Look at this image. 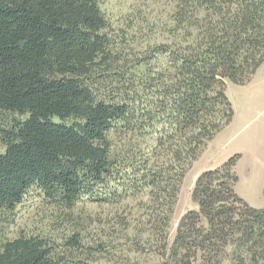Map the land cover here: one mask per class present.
<instances>
[{"label": "trees", "instance_id": "1", "mask_svg": "<svg viewBox=\"0 0 264 264\" xmlns=\"http://www.w3.org/2000/svg\"><path fill=\"white\" fill-rule=\"evenodd\" d=\"M173 3L172 40L118 64L99 0H0V111L25 115L1 130L0 206L31 187L65 207L146 187L147 264H264V207L235 191L237 154L197 175L195 208L168 229L188 165L232 119L225 82L264 61V0ZM110 131L126 136L114 153ZM0 264L68 263L20 236Z\"/></svg>", "mask_w": 264, "mask_h": 264}, {"label": "rangeland", "instance_id": "2", "mask_svg": "<svg viewBox=\"0 0 264 264\" xmlns=\"http://www.w3.org/2000/svg\"><path fill=\"white\" fill-rule=\"evenodd\" d=\"M99 7L107 20L106 33L112 41L111 55L120 57L118 64L126 60L134 62L144 48L169 42L177 33L173 0H99ZM224 90L233 108L232 119L215 133L199 156L188 165L171 215L170 235L174 234L183 213L195 208L191 190L197 175L235 154L239 155L236 161L240 160L243 148L249 143L243 135L247 130L248 133L251 131V112L258 113L254 125L264 120V61L244 84L226 81ZM247 102L250 107L245 106ZM24 117L0 111V136L2 129L10 128L16 119ZM262 131L263 137L257 141L253 139V142L264 149V129ZM236 132L242 134L244 147L229 155V146L232 145L229 141ZM107 137L113 153L126 138L115 131H110ZM4 147L0 139V152ZM115 184L113 192L120 187V183ZM261 184L263 187L257 194L248 189L241 192V197L249 202L263 199L264 173L257 180V185ZM109 198L110 201L98 203L83 196L73 206L65 207L46 199L37 187H31L14 208L0 206V244L20 236L36 237L44 241L55 258H62L68 264H122L128 257L132 261L142 258L145 262L139 263L147 264L148 252H135L137 240L134 234L135 227H138L146 229L140 234L142 241L148 235V218L140 206L146 200V187L122 197ZM140 245L137 244V248Z\"/></svg>", "mask_w": 264, "mask_h": 264}, {"label": "crops", "instance_id": "3", "mask_svg": "<svg viewBox=\"0 0 264 264\" xmlns=\"http://www.w3.org/2000/svg\"><path fill=\"white\" fill-rule=\"evenodd\" d=\"M245 106L250 107V104L247 102V105L245 104ZM251 116L252 118H250V120L253 122L250 126L251 131L248 133L247 130L245 135H243V137H246V140L249 142L248 145L244 147L242 143V134H238L237 132L234 134V138L229 141V144H232L229 146V155L232 153L235 154L238 149L241 150L244 147V151H240L242 154L241 159L236 161L234 165V170L238 176V180L235 185V191L240 196H242V191H247L248 189L255 190L254 193L257 194V192L263 187L262 184L257 185V180L258 177L260 178L261 174L264 173V154L261 155V151H264V149L259 148L258 144H254L253 139L254 141H257L263 137L262 130L264 129V120L261 121L259 119L260 122L254 125V122L257 120L258 113L251 112ZM247 202L255 207H264V198Z\"/></svg>", "mask_w": 264, "mask_h": 264}]
</instances>
